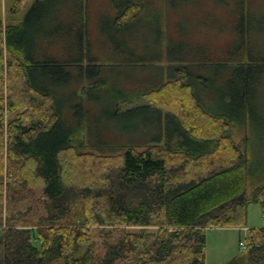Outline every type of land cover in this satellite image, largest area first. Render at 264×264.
I'll use <instances>...</instances> for the list:
<instances>
[{
	"label": "trees",
	"instance_id": "obj_1",
	"mask_svg": "<svg viewBox=\"0 0 264 264\" xmlns=\"http://www.w3.org/2000/svg\"><path fill=\"white\" fill-rule=\"evenodd\" d=\"M70 1L63 0L58 16L57 0H35L22 22L4 25L0 0V264H70L71 257L85 264L94 226L117 230L92 257L95 264H206L209 227L246 226L250 202L260 204L264 216V179L248 194L257 173L249 167L264 161L233 139L228 112L213 110L200 97L192 74L184 71L191 58L175 67L191 80L182 77L143 93L148 105L115 112L110 94L101 129L89 133L94 142L104 139L102 145L91 148L97 154L84 152V133L70 127L60 105L69 86L65 63L39 51L46 38L42 24L76 20L89 4L74 0L70 8ZM118 9L113 21L122 26L142 5L132 0ZM50 32L56 35L57 27ZM238 78L236 115L246 97L243 70ZM140 113L156 125L146 131L154 138L162 129L159 120L167 119L168 142L117 147L120 121ZM106 131L110 135L96 134ZM160 214L164 223L151 228ZM245 242V251L225 264H264V227L250 229ZM85 247L86 255L74 257Z\"/></svg>",
	"mask_w": 264,
	"mask_h": 264
},
{
	"label": "rangeland",
	"instance_id": "obj_2",
	"mask_svg": "<svg viewBox=\"0 0 264 264\" xmlns=\"http://www.w3.org/2000/svg\"><path fill=\"white\" fill-rule=\"evenodd\" d=\"M57 1L54 14L62 16L63 0ZM134 1L141 3L142 13L134 23L118 26L114 25L113 21L119 13L118 7L129 4L132 0H89L85 31L90 50V63L94 60V56H100V60L105 64V74L102 86L87 84L85 93L88 96L96 93L105 95L106 99L103 101L106 107L109 104L110 94L116 92L113 82L120 84V78L126 76L130 78V74L135 76V72H132L126 63H121L119 47L136 53L142 52L141 54L148 57L160 55L162 52L169 59H173L172 56L179 59L191 58L194 64L186 63L184 71L192 74L193 84L200 97L210 103L213 110L223 109L218 112H228L234 119L233 139L242 144V149L245 148L243 145L245 142L240 133H236V128L240 131L244 129H247V132L252 131L251 149L253 153H257L256 158L260 156L261 162L264 161V0ZM15 3L16 0H5L10 10L14 8ZM33 4L34 0H24L20 5L22 10L19 11L18 17H25ZM9 18L12 19L11 13ZM56 21L57 19L47 23L46 27L42 24L44 37H52L50 31L55 33L56 27L57 36H67L68 21L64 17H61L57 23ZM37 43L40 44L39 41ZM52 45L49 48H52ZM92 45L99 46V51H92ZM241 70L247 81L244 85L246 97L242 113L236 115L233 109V95L237 87H242L238 78ZM129 82L126 80L125 85ZM26 109L27 106H23L19 112ZM16 114L17 112L7 113L5 123L9 119H14ZM150 121L151 119L145 118L142 113L125 116L124 120L120 121L123 127L120 134L121 141H125V136L135 132H140L137 138L141 136L144 138L143 134L151 124L152 129H156V125ZM25 124L30 123L26 121ZM91 134L95 135V133ZM96 134L99 137L110 135L109 131ZM85 150L84 152L96 153L93 149ZM250 152L252 151L249 150ZM249 170L257 172L249 179L248 188L251 190L252 186L264 179V165L255 162L251 164ZM247 213L248 226L258 227L263 224L260 204L250 203ZM163 223V214H160L151 228L156 229ZM94 229V244L92 251L88 253L91 258L85 264H95L92 257L102 253L105 243L113 240L117 233L113 226H94ZM127 229L141 230L133 227ZM247 234V230H240L239 227H209L206 231V264H225L243 253L245 247L241 246L240 241L245 242ZM86 254L85 247L74 257H82ZM71 259L72 257L66 262L74 264ZM61 263L65 264V261L57 264Z\"/></svg>",
	"mask_w": 264,
	"mask_h": 264
},
{
	"label": "crops",
	"instance_id": "obj_3",
	"mask_svg": "<svg viewBox=\"0 0 264 264\" xmlns=\"http://www.w3.org/2000/svg\"><path fill=\"white\" fill-rule=\"evenodd\" d=\"M23 1L24 0H20V2L17 4L16 11L13 12L14 8L12 10L8 9L5 4V0H3L4 25L11 23L19 24L23 21L25 18L24 16L22 18L18 17L19 11L22 10L20 5ZM73 1L74 0H71L68 4L70 8H72L74 5ZM87 6L84 9L85 13L82 12L81 15L76 14V20H73L72 17L67 20L69 24V32L66 37L57 36V34L53 35V37H46L44 40H42L39 51L42 53H52L53 56L65 63L67 76L69 77L67 82L69 86L64 94V102L60 105L63 106L65 115H67L69 118L68 120L70 127L72 129H80V131L84 133V136L81 137V141L84 138V146L86 149H91L94 146H101L102 144H100L99 141L104 140L102 138H98V142H94L92 139L95 138H92L89 133L96 132L101 129L103 124L102 117L104 116L102 112L104 110L105 104L103 97L100 94L96 93L92 96H88L85 93V88L87 84H91L96 87L103 85L105 64L100 60V56L98 55L94 56V60L90 63V50L87 42V34L85 31L88 21ZM10 13L12 15V19L9 18ZM141 13L142 11L140 14ZM138 16L134 18L129 24L122 23V26H127L134 23V21L138 19ZM165 16L167 17V14H165ZM64 19L66 18L64 17ZM50 45H52V48H49ZM91 47L92 51L96 50V52H98L100 49L99 46L94 47V45H92ZM118 52L120 53L119 57L121 59V63H126L130 67V70L135 72V76L133 77L130 74V78L127 76L120 78V84L115 83L113 79L116 92L112 94V103L109 104V108L115 112L124 113L136 108L137 106L148 105V99L146 98L145 94L143 95V93H146L150 89L158 87L159 85L171 80H176L182 77L184 80H186V78L188 79L182 70L175 68L185 64V58L179 59L175 57V59H169L162 52L160 55L148 57L144 54H141L142 52L136 53L129 49H123L122 47H119ZM115 76L116 75L113 73V77ZM126 80L130 81L128 85H125ZM190 80L188 79V81ZM57 81H59V79ZM159 125L162 129L160 135H156L155 138L154 136L151 137V135H148V133L143 134L145 136L144 138L143 136H141V138H137V136L140 135V132H135L131 135L129 134L125 136L126 140L123 142L120 139L121 137L114 139V142L116 143L117 147L123 145L125 147L134 146L140 149H145L154 143H161V145H164V143L166 144L168 142L167 131L169 126L167 119L161 118L159 120ZM233 126L234 124L232 123L229 132L234 138ZM247 131V129L240 131L236 128V133H240L242 139H244L243 142L245 143L243 145H245V148L247 146L251 148L250 133L252 131ZM252 189L250 190L248 188L249 195H251ZM231 227H239L240 230H247L249 234V231L252 228L264 227V222L258 227H251L250 225L248 226V223L246 226Z\"/></svg>",
	"mask_w": 264,
	"mask_h": 264
},
{
	"label": "built area",
	"instance_id": "obj_4",
	"mask_svg": "<svg viewBox=\"0 0 264 264\" xmlns=\"http://www.w3.org/2000/svg\"><path fill=\"white\" fill-rule=\"evenodd\" d=\"M240 244H241V246L246 247V242L241 241Z\"/></svg>",
	"mask_w": 264,
	"mask_h": 264
}]
</instances>
